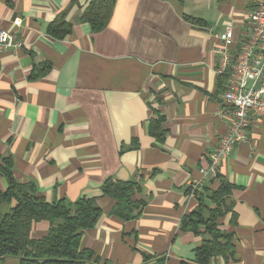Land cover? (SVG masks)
<instances>
[{"label": "crops", "instance_id": "0c3cea01", "mask_svg": "<svg viewBox=\"0 0 264 264\" xmlns=\"http://www.w3.org/2000/svg\"><path fill=\"white\" fill-rule=\"evenodd\" d=\"M88 3L0 0V29L21 42L0 53V162L9 157L14 179L32 182L46 201L96 199L101 214L80 246L98 262L85 264H143V253L165 264H199L194 251L207 235L181 230L180 219L198 202L189 183L228 128L217 114L226 85L215 72L220 34L232 25L227 50L236 51L254 1L116 0L97 32L79 20ZM62 13L71 32L58 39L47 30ZM153 111L163 117V141L147 132ZM218 175L233 185L236 219L227 213L219 228L234 233V254L208 264H264V117L254 118L248 140L221 161ZM109 177L137 183L139 217L111 214L114 200L101 190ZM215 183L204 181L201 194ZM6 187L0 172V191ZM10 206L1 202L0 213ZM48 227L34 223L31 236ZM3 264L19 260L8 256Z\"/></svg>", "mask_w": 264, "mask_h": 264}, {"label": "trees", "instance_id": "16d2710c", "mask_svg": "<svg viewBox=\"0 0 264 264\" xmlns=\"http://www.w3.org/2000/svg\"><path fill=\"white\" fill-rule=\"evenodd\" d=\"M116 0H89L79 20L88 22L91 30L100 31L107 25ZM186 21L192 24L203 23L200 18L183 14ZM48 34L62 39L71 32V23L60 14L49 25ZM43 70L33 72L31 78L44 74ZM218 77H222L218 75ZM154 112V111H153ZM155 113V112H154ZM156 114V113H155ZM163 117L156 114L149 118L147 132L158 141H163L166 130L162 127ZM0 172L7 187L0 191V203L11 204L6 213H0V264L8 256H15L19 264H85L98 262V258L88 250L81 248L80 238L85 229L92 228L101 214V209L94 197H81L72 203L64 199L52 202L37 195L32 182L19 183L14 179L12 161L5 157L0 162ZM233 185L226 179L217 176L213 188L205 187V194L197 196V205L180 219L181 230H191L195 234L207 235L195 249V261L208 264L214 256L228 260L234 254V233L219 228L220 219L231 214V190ZM138 185L133 180L106 178L101 190L114 200L110 212L122 220L137 218L143 202L135 199ZM47 220L49 227L40 238L31 236L34 223ZM202 228V230H201ZM143 264H165V258L142 254Z\"/></svg>", "mask_w": 264, "mask_h": 264}, {"label": "built area", "instance_id": "2783aa9c", "mask_svg": "<svg viewBox=\"0 0 264 264\" xmlns=\"http://www.w3.org/2000/svg\"><path fill=\"white\" fill-rule=\"evenodd\" d=\"M248 14V31L238 42L234 52L233 28L225 26L220 34L222 46L218 50L215 72L226 75L222 99L224 108L217 114L228 122L227 131L207 154L208 163L200 166L199 177L189 183V195L197 198L206 180H216L221 161L229 156L234 147L248 140L249 127L256 117H264V0H253ZM12 31L0 29V53L19 47Z\"/></svg>", "mask_w": 264, "mask_h": 264}, {"label": "rangeland", "instance_id": "374dc122", "mask_svg": "<svg viewBox=\"0 0 264 264\" xmlns=\"http://www.w3.org/2000/svg\"><path fill=\"white\" fill-rule=\"evenodd\" d=\"M199 169V168H198ZM217 176H218V174H217ZM211 181H216V180H211ZM202 187H203V185H202ZM202 187H201V189H202ZM198 203V202H197Z\"/></svg>", "mask_w": 264, "mask_h": 264}]
</instances>
